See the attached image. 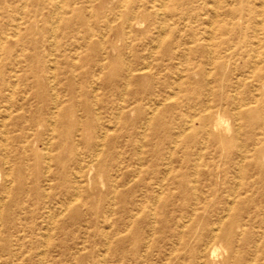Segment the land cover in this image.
<instances>
[{
    "label": "rangeland",
    "instance_id": "rangeland-1",
    "mask_svg": "<svg viewBox=\"0 0 264 264\" xmlns=\"http://www.w3.org/2000/svg\"><path fill=\"white\" fill-rule=\"evenodd\" d=\"M260 116L264 0H0V264H264Z\"/></svg>",
    "mask_w": 264,
    "mask_h": 264
},
{
    "label": "bare ground",
    "instance_id": "bare-ground-1",
    "mask_svg": "<svg viewBox=\"0 0 264 264\" xmlns=\"http://www.w3.org/2000/svg\"><path fill=\"white\" fill-rule=\"evenodd\" d=\"M236 10H238V14L243 11L242 7L240 9H235V11ZM112 13H114V10L112 11ZM224 109L225 108H223V110ZM236 115L241 117V114L238 112H236ZM243 118L244 116H242V119ZM208 119L209 118H207L208 122L203 121V127H212L216 129L217 124L220 120V115L215 117L214 121H209L210 119ZM244 119L246 121V118ZM247 121L248 123L246 122V135L244 137V140L241 142L242 151L240 152L239 160H244L247 153H252L254 161H250L249 163L245 164V166L243 167L242 174L247 177L254 175V179L249 183L243 184L246 188H244V186H242L241 188H243V190L246 189V191L255 194V199L253 200L254 209L253 212H250L248 218H250V220L253 221L255 227L259 229V231H257L259 241L258 244H256L255 246L257 249L256 259L264 260V116H260V118L255 119H247ZM227 162H230V160H226V163ZM237 169L239 171L241 170V168ZM231 194H235L234 189ZM249 201V198L241 199V202H239L238 205L239 210L230 214V216L228 214L229 220L225 223V231L220 237L221 239L225 240L227 248H231L233 242V228L236 226H240L239 222L241 221L245 213H247L244 211V208L246 207V205L244 204H247ZM216 231L217 228L213 227V230L210 234V238L212 240L218 238V236H216Z\"/></svg>",
    "mask_w": 264,
    "mask_h": 264
}]
</instances>
